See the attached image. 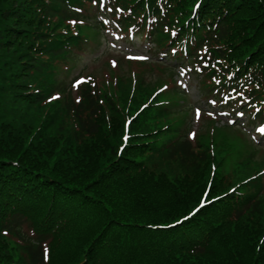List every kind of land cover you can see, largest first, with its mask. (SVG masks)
Masks as SVG:
<instances>
[{
	"label": "trees",
	"instance_id": "16d2710c",
	"mask_svg": "<svg viewBox=\"0 0 264 264\" xmlns=\"http://www.w3.org/2000/svg\"><path fill=\"white\" fill-rule=\"evenodd\" d=\"M197 1L111 0L134 15L122 18L126 26L153 7L160 20L168 14L182 29ZM203 2L193 29H209L220 46L207 63L211 91L222 84L263 100L264 0ZM89 4L0 0V264H264L262 187L244 197L218 171L208 200L220 199L174 223L197 205L212 168L232 159L239 142L227 134L235 131L207 120L195 143L176 133L173 120L163 131L149 100L163 86L159 80L137 79L133 87V79L112 71L111 88L87 86L79 103L59 82L61 68L75 60L73 49L92 42L83 25L100 30L97 21L85 22ZM213 14L226 19L218 36L208 24ZM163 25L150 35L161 47L179 48ZM186 46L197 52L186 62L203 55ZM54 94L61 96L50 100Z\"/></svg>",
	"mask_w": 264,
	"mask_h": 264
},
{
	"label": "snow or ice",
	"instance_id": "6c2138e0",
	"mask_svg": "<svg viewBox=\"0 0 264 264\" xmlns=\"http://www.w3.org/2000/svg\"><path fill=\"white\" fill-rule=\"evenodd\" d=\"M92 3H93V5H96L97 4V0H92ZM99 6L102 9H104L105 11H107V12H112L113 11L112 8H105V0H99ZM77 11H81V9H77ZM116 11H121V9H116ZM193 11H195V6L193 8ZM68 23L69 24H75V23H81L82 24L83 21L82 20L81 21L70 20V21H68ZM103 23L105 25H108L110 23V21L109 20H104ZM110 35H113V33H110ZM172 51L175 52L176 50L172 49ZM126 59L147 61L149 59V57L148 56H128V57H126ZM109 63L111 64V66L113 68L117 67V62L115 60H110ZM196 71L199 72L200 69H196ZM178 74L180 76L185 75L186 74V69L185 68H180ZM86 80H91V77H87V78L80 77L79 79H75L74 78V82L72 83L71 87L73 89H76L78 85H80L81 83L85 82ZM181 86L185 87V88L187 87L186 85H183V84ZM256 87L258 88L259 85L257 84ZM165 88H167V85H165ZM233 91H235V90H233ZM236 96L243 98L244 93L240 92V91H237L236 92ZM49 99L50 100H58L59 99V95L52 96ZM227 99H235V97H232L230 94H228L226 92L224 94V96L220 99V103H225ZM79 101H80V98L77 97V103H79ZM206 103L215 105L217 103V101L215 99H209V100L206 101ZM214 111H215V109H213V110H204V114L211 118V117H213V112ZM257 111H259V110H257ZM219 114L221 116H224V117H227L229 115L227 112H223V111H221ZM201 115H202V107L201 106H197L194 109V119L198 121L201 118ZM235 115L243 116L244 112L242 110H240L239 108H237L235 110ZM225 123L231 125V124L235 123V121H233L232 119H226ZM256 130L258 132L264 133V125H262L261 127L257 128ZM195 135H196L195 132H191L190 131V132L187 133V138L189 140H192V139L195 138ZM253 139H255V137H253ZM210 191H211L210 186L206 187L204 192L201 194V198H200L199 202L197 203V205L195 207H193L187 213V215L182 216L180 219L176 220L174 223L175 224H180L183 221L188 220L189 218L195 216L198 213V211H200L204 207L205 204H209L210 201L208 200L207 197H208V194H209ZM236 191H237L236 188H229L228 189L229 193L235 194ZM212 199L213 200H218V199H220V197L213 196ZM43 259L44 260L49 259V249L47 248V246H44V248H43Z\"/></svg>",
	"mask_w": 264,
	"mask_h": 264
},
{
	"label": "rangeland",
	"instance_id": "374dc122",
	"mask_svg": "<svg viewBox=\"0 0 264 264\" xmlns=\"http://www.w3.org/2000/svg\"><path fill=\"white\" fill-rule=\"evenodd\" d=\"M117 48H119L118 47V45H117V47H115V49H117ZM114 48H113V50H115ZM111 51V53L113 54V56L114 57H116L117 56V52L116 51ZM120 50H125L124 52H131L132 51V48L130 47V48H128V46H123V47H121L120 48ZM144 50V48H141L140 50H138V51H134V55L135 56H148L149 57V59L148 60H150V61H154V60H151V55H146V51H143ZM98 54H99V51H98V53H96V54H93V55H91V56H88V57H86L85 58V60L83 61V64L82 65H84L85 67H88V68H91L92 67V65H93V63H94V60L96 59V57L98 56ZM165 70H166V68H162V69H160V71H159V74L160 73H163V74H165ZM77 75V71H75L71 76H70V81L75 77ZM146 78H148V79H150V76L149 75H147L146 74V76H145ZM154 79V78H153ZM184 79V78H183ZM182 79V80H183ZM185 80H187V79H185ZM197 78H195V77H193L192 78V80L190 79V78H188V81H187V83H188V86H189V88H188V91L189 92H186V94H187V102H188V104H189V106H191V107H195V106H201L202 108H205L206 106H205V102H203V100L201 99L202 97H200V93L198 92V90H197V88H196V84H197ZM185 82V81H184ZM201 100V101H200ZM213 110V109H212ZM195 123H197L196 121H193V123H192V121H191V125H193V126H195L196 127V124Z\"/></svg>",
	"mask_w": 264,
	"mask_h": 264
}]
</instances>
